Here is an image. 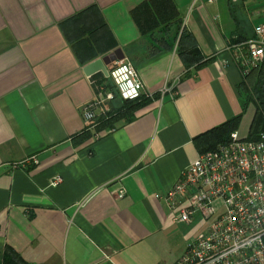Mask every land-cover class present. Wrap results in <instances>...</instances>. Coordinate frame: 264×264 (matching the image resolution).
I'll list each match as a JSON object with an SVG mask.
<instances>
[{"label":"crops","instance_id":"1","mask_svg":"<svg viewBox=\"0 0 264 264\" xmlns=\"http://www.w3.org/2000/svg\"><path fill=\"white\" fill-rule=\"evenodd\" d=\"M193 1L0 0V264H174L198 235L162 196L195 138L242 112L227 47L254 36L264 0ZM119 60L143 98L86 122Z\"/></svg>","mask_w":264,"mask_h":264},{"label":"built area","instance_id":"2","mask_svg":"<svg viewBox=\"0 0 264 264\" xmlns=\"http://www.w3.org/2000/svg\"><path fill=\"white\" fill-rule=\"evenodd\" d=\"M201 1L194 0L193 7ZM227 50L244 74L259 66L264 61V22L255 26L253 37H236ZM110 78L123 100L143 96L144 84L132 63L116 61ZM115 97V92L107 91L104 99L86 104L85 121L96 120L99 107L109 111L106 103ZM31 160L37 163L36 158ZM61 182L56 177L51 184ZM124 195L120 190L119 197ZM162 197L174 222H192L198 212L210 221L208 230L189 240L174 264H264V132L249 139L237 131L229 142L200 153Z\"/></svg>","mask_w":264,"mask_h":264},{"label":"trees","instance_id":"3","mask_svg":"<svg viewBox=\"0 0 264 264\" xmlns=\"http://www.w3.org/2000/svg\"><path fill=\"white\" fill-rule=\"evenodd\" d=\"M247 39H249V37L242 36L241 34L237 36V40ZM182 53L185 54V52ZM239 89L243 102L242 112L226 122L197 136L195 141L200 153L216 149L219 145L229 142L232 134L239 130L242 119L251 106L254 107V116L247 137L249 139H256L259 137L260 133L264 132V61L259 66L252 68L244 74ZM115 96L120 97L117 91L115 92ZM142 98L143 96L138 100L124 101L126 103L136 102ZM108 122L109 118H107L105 123ZM9 259L11 260V258Z\"/></svg>","mask_w":264,"mask_h":264},{"label":"rangeland","instance_id":"4","mask_svg":"<svg viewBox=\"0 0 264 264\" xmlns=\"http://www.w3.org/2000/svg\"><path fill=\"white\" fill-rule=\"evenodd\" d=\"M251 108L254 109L253 106H251ZM252 110V109H250ZM248 114V113H247ZM250 116V115H249ZM249 122L250 120L247 119V123L246 121H243L242 125H241V128L239 129V134L241 136H245L246 132L248 131L249 129ZM209 225H210V221H207L205 219V216L203 215L202 212H198L195 216H194V220L191 222V223H187V225L184 227V230L186 232H190L191 230H193L194 228H198L199 229V232L198 234H201V233H204L208 230L209 228ZM197 226V227H196Z\"/></svg>","mask_w":264,"mask_h":264},{"label":"water","instance_id":"5","mask_svg":"<svg viewBox=\"0 0 264 264\" xmlns=\"http://www.w3.org/2000/svg\"><path fill=\"white\" fill-rule=\"evenodd\" d=\"M116 58L115 56H110V59L109 58H103L101 61L105 64V65H108L110 64L111 62L115 61ZM98 63V62H97ZM96 63V64H97Z\"/></svg>","mask_w":264,"mask_h":264}]
</instances>
